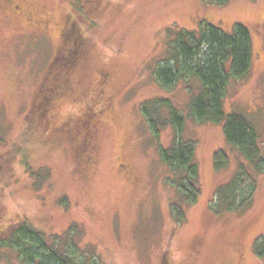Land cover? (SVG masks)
<instances>
[{
  "label": "rangeland",
  "instance_id": "374dc122",
  "mask_svg": "<svg viewBox=\"0 0 264 264\" xmlns=\"http://www.w3.org/2000/svg\"><path fill=\"white\" fill-rule=\"evenodd\" d=\"M18 3L19 11L0 12V156L10 161L0 174V237L10 238L27 219L50 245L87 263L264 264L255 250L264 236V170L227 142L223 123L195 119V81L162 85L154 75L167 57L168 29H199L203 19L228 31L236 23L248 26L251 68L230 81L224 107L254 125L264 161V0ZM30 14L48 26L35 28ZM69 26L87 42L71 87L51 109L32 110L60 48L74 42L75 33L70 39L61 34ZM107 95L112 102L95 112L85 147L74 123ZM161 98L183 112V137L196 143L201 195L182 222L170 212L175 191L159 153L160 143L171 144L173 128L160 126L157 137L142 111V104ZM168 117L162 109L161 118ZM69 121L74 129L64 130ZM220 149L227 163L218 169ZM241 165L240 207L227 211L217 191ZM247 199L252 202L244 206ZM0 264L28 263L0 246Z\"/></svg>",
  "mask_w": 264,
  "mask_h": 264
},
{
  "label": "trees",
  "instance_id": "16d2710c",
  "mask_svg": "<svg viewBox=\"0 0 264 264\" xmlns=\"http://www.w3.org/2000/svg\"><path fill=\"white\" fill-rule=\"evenodd\" d=\"M225 4L228 0H212ZM199 29L181 28L168 29L167 57L165 63L157 66L154 73L156 80L162 85H171L178 80L195 81L199 86L197 94L191 98L190 109L199 122L223 123L227 142L236 147L240 154L251 163L264 170V161L259 146V135L247 117L237 112H227L224 107V97L232 80H240L247 76L252 62V38L248 26L236 23L232 31L224 30L222 25L213 24L208 19L199 23ZM73 30V31H72ZM75 33L74 42H66L54 58L50 76L40 86V99L34 101L32 110L38 105L40 109H50L55 100L71 87L70 77L82 60L87 42L78 29L69 26L62 35L70 39ZM54 80V81H53ZM110 99V97H109ZM39 101V102H38ZM111 101V99L109 100ZM100 107L86 112L78 117L75 129L82 136V144L88 146L92 132L95 112L100 114L107 108L108 101L103 99ZM169 112L168 118H161L162 109ZM143 114L152 127L154 135L159 137L160 126L168 123L172 126L174 136L168 147L159 145V153L168 173L165 181L174 189L170 201V212L175 220L182 222L186 216V208L195 204L201 195L199 167L196 161V143L183 137L185 115L170 99L161 98L142 104ZM81 122V123H80ZM78 123V124H77ZM72 121L66 122L64 130L74 129ZM79 140V139H78ZM6 158V157H5ZM0 156V174L9 168V158ZM217 168H222L226 162L223 149L215 153ZM229 180L222 183L218 189L220 205L227 211L238 207V190L245 174L241 170ZM2 188L0 187V197ZM1 201V198H0ZM243 205L249 206L251 199ZM1 206V204H0ZM17 224V223H16ZM10 238L0 237V246L14 248L23 261L28 264H98L77 260L72 254L62 252L57 246L49 244L44 234L27 219L18 222ZM255 250L258 256L264 258V236L257 241Z\"/></svg>",
  "mask_w": 264,
  "mask_h": 264
},
{
  "label": "flooded vegetation",
  "instance_id": "af4514ba",
  "mask_svg": "<svg viewBox=\"0 0 264 264\" xmlns=\"http://www.w3.org/2000/svg\"><path fill=\"white\" fill-rule=\"evenodd\" d=\"M18 1L19 0H0V12H5L6 10H10V9H12L14 11H16V10L19 11L20 4L18 3ZM27 20L30 21L35 26V28H41L42 29V27L46 28L48 26L46 21L38 20L32 14H30V17L27 18ZM63 31H64V29H62L61 34L63 33ZM107 77H108V75H107ZM109 97L110 96H108V95L105 96V99H107V101H108L107 108L110 106V104L112 102V98L110 97L111 101H109L110 100ZM111 112L112 113L114 112V108L112 109ZM49 117H50V115H49ZM122 165H124V163Z\"/></svg>",
  "mask_w": 264,
  "mask_h": 264
}]
</instances>
